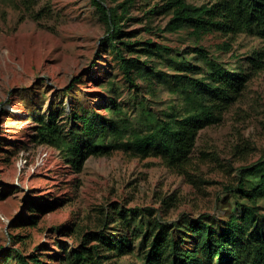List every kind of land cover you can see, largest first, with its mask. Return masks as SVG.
Masks as SVG:
<instances>
[{
  "label": "rangeland",
  "instance_id": "rangeland-1",
  "mask_svg": "<svg viewBox=\"0 0 264 264\" xmlns=\"http://www.w3.org/2000/svg\"><path fill=\"white\" fill-rule=\"evenodd\" d=\"M163 1L136 0L128 12L132 19L126 31L140 30L138 39L186 50L189 36L185 32L155 33L165 27L169 15L147 18L149 6L160 7ZM207 1L188 0L194 5ZM105 36L106 27L92 0H0V264L9 249L23 255L35 251L45 264H58L54 252L59 241L72 247L79 240L58 233L55 227L73 223L83 231L95 229L113 205L137 208L139 213L144 210L151 218L159 216L168 222L181 214L223 215L233 208L225 186L234 181L239 169L264 160V68L254 69L246 60L253 52L264 59V41L248 34H208L200 43L227 68L240 57L251 77L220 122L199 132L189 168L194 184L160 159L142 160L120 151L108 157L91 156L76 172L55 149L36 143L39 115L52 113L67 132L72 106L104 112L100 108L108 104V94L100 85L108 78L117 85V102L138 121L134 91L126 85L116 61L109 54L97 57ZM221 43L227 44L218 51ZM92 61L96 64L89 69ZM74 78L79 80L67 91ZM144 95L141 92L138 99L146 98L153 111L172 102L162 90L154 101ZM171 195L176 206L166 210L159 200ZM30 199L44 204L35 214L37 225L14 224L27 214ZM8 233L17 235L18 241L11 242ZM118 264L140 262L130 255Z\"/></svg>",
  "mask_w": 264,
  "mask_h": 264
},
{
  "label": "trees",
  "instance_id": "trees-1",
  "mask_svg": "<svg viewBox=\"0 0 264 264\" xmlns=\"http://www.w3.org/2000/svg\"><path fill=\"white\" fill-rule=\"evenodd\" d=\"M135 1L92 0V4L106 27L97 57L109 54L116 61L126 85L134 91L138 121L134 122L117 102V85L108 78L100 85L108 94V104L100 108L104 112L72 106L67 132L52 113L39 115L33 138L55 149L76 172L91 156L108 157L120 151L142 160L160 159L194 184L189 168L199 132L220 122L222 113L239 98L251 77L240 57L227 68L200 43L208 34H248L264 41V0H208L200 5L165 0L160 7L149 6L145 12L148 19L156 14L170 16L165 27L155 33L185 32L189 36L186 50L138 39L140 30L126 31L132 19L128 12ZM226 44L221 43L217 50ZM246 60L254 69L264 68L259 52ZM95 64L92 61L88 68ZM78 80L74 78L66 90ZM160 90L172 97L165 109L153 111L146 98L138 99L143 92L154 101ZM225 192L231 196L233 208L220 216L181 214L168 222L159 216L151 218L144 210L139 213L137 208L113 205L95 229L83 231L73 223L56 226L58 233L77 236L79 241L72 247L59 241L55 260L58 264H118L122 257L134 255L140 264H264V160L239 169ZM159 201L166 210L176 206L174 195ZM43 208V203L30 199L27 214L13 223L36 226L35 214ZM112 227L115 229L110 232ZM8 236L11 242L18 241L17 235ZM1 258L2 264H45L35 251L23 255L9 249Z\"/></svg>",
  "mask_w": 264,
  "mask_h": 264
}]
</instances>
